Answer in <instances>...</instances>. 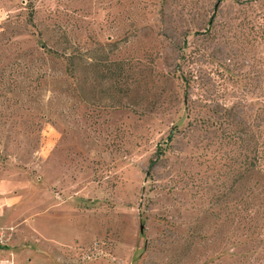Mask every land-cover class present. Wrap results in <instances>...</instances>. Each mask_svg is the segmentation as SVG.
<instances>
[{
	"label": "rangeland",
	"instance_id": "rangeland-1",
	"mask_svg": "<svg viewBox=\"0 0 264 264\" xmlns=\"http://www.w3.org/2000/svg\"><path fill=\"white\" fill-rule=\"evenodd\" d=\"M225 106L264 128V0H0V264H264Z\"/></svg>",
	"mask_w": 264,
	"mask_h": 264
},
{
	"label": "trees",
	"instance_id": "trees-1",
	"mask_svg": "<svg viewBox=\"0 0 264 264\" xmlns=\"http://www.w3.org/2000/svg\"><path fill=\"white\" fill-rule=\"evenodd\" d=\"M216 9L217 4L214 5L207 24L212 23ZM236 116L233 106H225L219 112L218 119L214 120V123L218 129L222 130V138H225L227 143L229 142L234 146L232 150L234 161L232 181L236 186L235 189H239L242 180L252 176L254 171L260 172L264 177V128L261 129L258 127L259 124H255L256 129L253 130L246 122L237 121ZM250 192L253 193L252 190ZM252 195L254 196V194ZM251 203L253 202L247 201L246 205L250 206Z\"/></svg>",
	"mask_w": 264,
	"mask_h": 264
}]
</instances>
